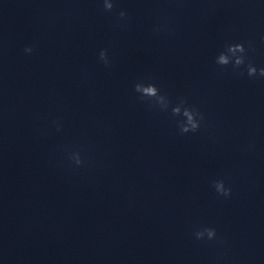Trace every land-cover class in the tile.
Wrapping results in <instances>:
<instances>
[{
    "label": "water",
    "instance_id": "95a60500",
    "mask_svg": "<svg viewBox=\"0 0 264 264\" xmlns=\"http://www.w3.org/2000/svg\"><path fill=\"white\" fill-rule=\"evenodd\" d=\"M113 2L0 0V223L46 264H264V78L215 63L251 40L264 67V0ZM138 81L187 97L201 129L181 135Z\"/></svg>",
    "mask_w": 264,
    "mask_h": 264
},
{
    "label": "clouds",
    "instance_id": "9594fccd",
    "mask_svg": "<svg viewBox=\"0 0 264 264\" xmlns=\"http://www.w3.org/2000/svg\"><path fill=\"white\" fill-rule=\"evenodd\" d=\"M103 9L106 12H111L114 9L113 0H103ZM118 18L120 21L126 22L128 20L127 12L124 10L119 11ZM167 30V27L164 25H156L153 29L154 33L157 35ZM246 43L247 48L245 47V43L225 44L224 50L216 56L215 63L221 67L231 65L234 71L246 67V72L249 77L258 76L264 78V67L258 69L251 62L246 64L248 50H254L253 41L249 40ZM34 51V45H27L23 49L26 55H31ZM98 59L106 68L111 66L108 49H101ZM237 74L243 75L244 72L239 71ZM134 91L139 94L138 99L140 102L147 103L150 110L158 108L162 112H167L171 106V116L173 118L181 117V119L176 120V125L181 135L198 132L205 122L203 113L195 105H189L187 97H178L177 103L172 105L170 98L166 94H162L160 88L153 82L138 81L134 84ZM53 123L56 125L57 131H59L62 127L61 123L58 120H54ZM250 147H254V145ZM68 158L77 167L85 165L80 151H72L69 153ZM211 184L218 196L224 198L231 197L232 188L226 185L224 179H214ZM193 236L197 241L205 243L209 241H215L220 245L225 243V241L218 236L216 228L211 226L197 228Z\"/></svg>",
    "mask_w": 264,
    "mask_h": 264
}]
</instances>
